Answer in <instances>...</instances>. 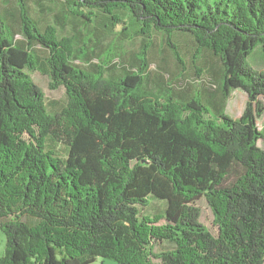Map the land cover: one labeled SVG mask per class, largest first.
Listing matches in <instances>:
<instances>
[{
  "label": "trees",
  "instance_id": "16d2710c",
  "mask_svg": "<svg viewBox=\"0 0 264 264\" xmlns=\"http://www.w3.org/2000/svg\"><path fill=\"white\" fill-rule=\"evenodd\" d=\"M69 2L42 25L28 0H0V264H264V70L249 62L255 46L264 55V0ZM119 24L148 44L104 46ZM155 34L175 55V69L159 63L169 79L150 71ZM182 34L199 62L179 89ZM33 71L65 88L60 108ZM238 88L247 103L234 118ZM150 199L161 213H142Z\"/></svg>",
  "mask_w": 264,
  "mask_h": 264
},
{
  "label": "rangeland",
  "instance_id": "374dc122",
  "mask_svg": "<svg viewBox=\"0 0 264 264\" xmlns=\"http://www.w3.org/2000/svg\"><path fill=\"white\" fill-rule=\"evenodd\" d=\"M11 0H6V2H10ZM15 3H17V0H12ZM39 0H28L30 6H31V14L36 16L40 21H42V25L45 24H54L57 25V16L62 13V10L64 11L65 16L70 15L71 13L67 11L68 9H71V7H77L75 3L69 2L68 7L64 5L65 0H40L42 1V5H38L37 2ZM68 8V9H67ZM99 22H103L104 18L100 14L98 18ZM121 25L115 26L113 30L109 29L105 39H103L104 46H109L112 44V42L117 41L119 45H123L127 52L130 53L132 51L138 52L143 47V45L146 43L148 44V38L145 37L143 34H140V36H136L133 42H131V36H128V34H121L118 36L117 31H119V27ZM68 29L65 31H59L61 35H67ZM176 44L179 46L180 54L184 58L183 60L185 63L189 66L188 67V73L184 76V81L182 84L179 80H176L173 82V85L177 88H182L186 86L187 82H195V78L192 75L191 71L194 66V59L198 63L199 60H196L197 52L195 51V43L192 36L182 34L176 36ZM151 40H153L154 47L152 48V55L153 58L151 59V66L150 71L152 72V76L155 75L157 70H161L164 74V77L166 79H169L167 76V71H164V69H161L159 67V63L161 62L162 55L167 57V61L169 63V66L171 69H175L174 65V58L175 55L172 52H169L167 48H164L165 51L163 53V47H162V40L161 36L159 34H155L151 37ZM166 47V45H164ZM249 62L250 64L256 68V70H264V55L261 50V45L255 46L252 53L249 56ZM170 74V73H169ZM32 77L35 79V81L39 84L40 87H42V90L45 93L46 96V102L49 105V110L54 111L57 108H60L61 105H63L66 101V91L65 88L59 87L58 89H50V80L47 75H43L39 71H33L31 72ZM247 103V93L243 89H236L232 92L229 100L228 105L226 106V112L231 117H240L244 107ZM258 127L260 129H264V114L262 117L259 118ZM259 146L264 147V141L260 139L258 141ZM151 204L147 208H143L142 213L144 215H152L155 213H161V211L165 208V201L160 199H150ZM195 205L201 209L200 211V220L207 226V228L213 232L217 233L218 226L216 222L214 221L213 211L206 202V199L204 197L199 198ZM5 233L0 228V255L5 250ZM156 249L161 251L164 249L169 248V246L166 243H157L155 245ZM90 264H119L116 261H113V259L109 258H96L95 261H93Z\"/></svg>",
  "mask_w": 264,
  "mask_h": 264
},
{
  "label": "crops",
  "instance_id": "0c3cea01",
  "mask_svg": "<svg viewBox=\"0 0 264 264\" xmlns=\"http://www.w3.org/2000/svg\"><path fill=\"white\" fill-rule=\"evenodd\" d=\"M258 122H259V119H258ZM258 124V123H257Z\"/></svg>",
  "mask_w": 264,
  "mask_h": 264
}]
</instances>
